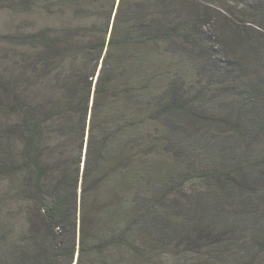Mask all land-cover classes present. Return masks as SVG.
Here are the masks:
<instances>
[{
    "label": "trees",
    "instance_id": "obj_1",
    "mask_svg": "<svg viewBox=\"0 0 264 264\" xmlns=\"http://www.w3.org/2000/svg\"><path fill=\"white\" fill-rule=\"evenodd\" d=\"M55 2L0 35V264H264V0Z\"/></svg>",
    "mask_w": 264,
    "mask_h": 264
},
{
    "label": "rangeland",
    "instance_id": "obj_2",
    "mask_svg": "<svg viewBox=\"0 0 264 264\" xmlns=\"http://www.w3.org/2000/svg\"><path fill=\"white\" fill-rule=\"evenodd\" d=\"M8 2V0H6ZM43 0H35V2L28 6V3L22 4L19 0H9V4H3L0 2V35H7L11 33L19 32V30L29 31L32 28L43 27L47 22H58L59 18L65 19L71 16L74 5H68L66 8L67 14L65 16L61 13H49L43 7ZM41 2V5H40ZM62 6V0H56L55 4L52 3L49 6L54 7V11L57 10V6ZM65 10V9H63ZM58 17V18H57ZM19 51V49H18ZM15 46L10 44L5 39L0 40V75L10 77L12 56L18 53ZM14 59V58H13Z\"/></svg>",
    "mask_w": 264,
    "mask_h": 264
}]
</instances>
